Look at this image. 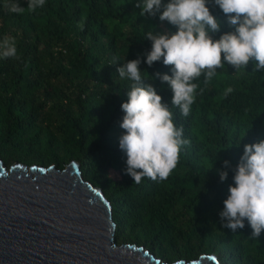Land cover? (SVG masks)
Wrapping results in <instances>:
<instances>
[{
  "label": "trees",
  "instance_id": "1",
  "mask_svg": "<svg viewBox=\"0 0 264 264\" xmlns=\"http://www.w3.org/2000/svg\"><path fill=\"white\" fill-rule=\"evenodd\" d=\"M12 3L24 12L10 11ZM136 3L45 0L30 11L28 0H0V41L11 38L17 48L15 57L0 58V159L7 168L63 171L77 164L82 179L110 204L118 246L136 245L169 264L200 256L264 264V231L251 237L245 221L233 233L219 216L244 145L264 140V71H253V61L239 71L225 62L209 83L202 74L193 81L198 88L190 114L183 116L171 105V89L151 77L171 75L172 66L145 62L147 33L176 28L160 21V13L141 16ZM208 7L221 23L218 39L232 29L212 0ZM138 57L145 83L153 84L190 142L166 180L143 177L139 184L126 174L127 156L119 147L121 104L133 81L117 73ZM228 87L233 91L225 96ZM221 170L228 171L223 182Z\"/></svg>",
  "mask_w": 264,
  "mask_h": 264
},
{
  "label": "clouds",
  "instance_id": "2",
  "mask_svg": "<svg viewBox=\"0 0 264 264\" xmlns=\"http://www.w3.org/2000/svg\"><path fill=\"white\" fill-rule=\"evenodd\" d=\"M224 13L231 31L218 39L214 34L221 31V23L208 7L209 0H137L136 8L141 16L155 17L175 26V32L149 31L146 40L151 50L145 53L146 64L162 60L171 67V75L154 74L162 84L171 89V105L179 107L187 117L195 102L198 84L193 81L204 75L207 84L225 62L236 71L254 62L253 71H264V0H212ZM45 0H28V9L35 11ZM161 9H163L161 11ZM10 11L23 13L24 9L12 3ZM17 55L15 41H0V58ZM141 59L127 61L117 68L121 79L133 83L127 91V102L121 104L125 113L120 127L119 147L125 152L126 174L139 184L143 177L153 181L166 180L177 167L183 145L190 142L183 138V128L173 123V113L152 83H145L139 65ZM202 91V90H201ZM228 87L224 95L232 93ZM239 145V144H237ZM225 168L230 162L225 160ZM233 185L219 213L222 227L235 233L245 227L252 228L251 237L258 238L264 231V140L245 144L239 163L233 169ZM228 177V171H219L220 181Z\"/></svg>",
  "mask_w": 264,
  "mask_h": 264
},
{
  "label": "water",
  "instance_id": "3",
  "mask_svg": "<svg viewBox=\"0 0 264 264\" xmlns=\"http://www.w3.org/2000/svg\"><path fill=\"white\" fill-rule=\"evenodd\" d=\"M110 204L75 163L7 168L0 159V264H169L118 246ZM174 264H220L214 256Z\"/></svg>",
  "mask_w": 264,
  "mask_h": 264
},
{
  "label": "rangeland",
  "instance_id": "4",
  "mask_svg": "<svg viewBox=\"0 0 264 264\" xmlns=\"http://www.w3.org/2000/svg\"><path fill=\"white\" fill-rule=\"evenodd\" d=\"M12 166H14V165H12Z\"/></svg>",
  "mask_w": 264,
  "mask_h": 264
}]
</instances>
